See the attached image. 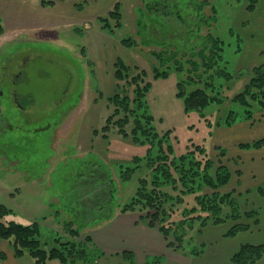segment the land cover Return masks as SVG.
<instances>
[{"label":"rangeland","instance_id":"obj_1","mask_svg":"<svg viewBox=\"0 0 264 264\" xmlns=\"http://www.w3.org/2000/svg\"><path fill=\"white\" fill-rule=\"evenodd\" d=\"M50 1L53 3L45 5L41 0H0L4 25V33L0 34V204L11 209L3 221L37 224V238L46 250L75 239L66 227L71 222L82 245L87 244L95 253L87 257L89 261L93 257L95 264H141L128 249L106 254L93 238L96 228L109 223L117 212L133 213L137 225L155 229L167 247L190 254L193 249H202L206 251L204 259L211 261V247L235 249L245 242L264 243V181H259L253 170L248 171L250 162L256 168L261 166L254 156L261 154L264 146L243 147L264 139V110L255 106L252 119L240 117L231 125L221 121L210 127L197 112L185 111L183 99L176 96L175 72L167 78L152 79V68L157 63L153 51L180 48L181 53L189 52L199 36L208 31L207 24L196 26V17H191L196 10L189 11L187 0H179L181 18L168 10L171 13L162 19L146 10L142 0ZM117 1L122 5V25L113 26V30L102 28L98 16L106 14ZM171 1L178 4L177 0ZM191 1L194 4L198 0ZM208 1L217 10L215 26H211L224 41L228 69L241 73L264 65V0ZM211 10L207 5L202 12L209 17ZM186 17L194 21L198 37L187 34ZM130 35L136 37V46L121 43ZM118 56L146 70L147 81L152 79L147 95L150 111L160 134L171 131L176 152L200 143L215 162L227 165L231 178L218 191L231 194L240 218L232 215L227 199L220 223L208 220L201 227V221L196 220L189 227L187 220V234L179 249L174 236L166 238L160 231V222L150 224L146 209L121 211V204L132 199L139 178L148 177L150 168L143 159L132 178L120 179L119 163H129L135 155L146 154V146L135 143L131 136H123L114 124L122 114L113 118L108 136L103 137L102 129L115 108L108 97L118 90L133 95V86H127L125 81H120L123 87L117 89L113 63ZM247 79H237L231 89L224 91L228 100ZM216 106L212 104L207 110L214 123L227 112L228 103L219 112ZM243 124L251 129L239 130ZM126 128L130 132L131 125ZM247 151L256 154L246 160ZM166 190L172 195L178 192L170 187ZM202 192L214 190L206 187ZM194 197L186 195L183 203L173 206V221L185 218L182 210L197 204ZM253 210H257V224L245 214ZM234 220L249 223L250 229L226 236ZM13 242L0 238V264H5L3 260L6 264H20L17 261L23 257L37 264L28 251L17 255ZM162 260V255H153L146 258L145 264H159ZM45 264L63 263L55 258Z\"/></svg>","mask_w":264,"mask_h":264},{"label":"trees","instance_id":"obj_2","mask_svg":"<svg viewBox=\"0 0 264 264\" xmlns=\"http://www.w3.org/2000/svg\"><path fill=\"white\" fill-rule=\"evenodd\" d=\"M41 2L45 5L53 3L50 0H41ZM142 2L146 10L162 19H165V16L171 12H174L179 18L183 13L179 10V0L176 1L178 4H174L171 0H142ZM192 2L191 0L186 2L189 11L196 10V16L192 15L191 17H196V26L199 28L203 24H207L208 31L199 36L198 42L189 48V52L181 53L180 48L170 51H153L151 54L157 63L152 68V79L167 78L171 72H175L178 75L176 96L183 99L185 111L188 113L197 112L200 119L205 120L210 127L221 121L226 125H231L240 117L246 118V120L252 119L255 106L264 110V65H255L241 73L231 72L224 57V41L212 31L211 25L217 17L216 7L208 0H198L197 3H194L195 5ZM207 5L212 8V14L209 17L202 12ZM98 18L102 28L113 30V26L122 25L121 3L117 1L106 14L100 15ZM186 18L184 19L186 20ZM187 19V34H194L198 37L194 21L192 18ZM2 33H4V25L0 16V34ZM121 43L132 47L136 46L137 39L130 35L123 38ZM162 43L168 42L163 41ZM113 66L117 89H122L123 86L119 82L125 81L127 86H133V95L131 96L127 92L121 94L118 90L108 97V101L115 108L102 129L103 137L108 136L106 132L113 118L122 114L114 124L123 136H131L135 143L146 146V154L144 156L135 155L129 163H119L120 179L132 178L133 174L142 166L143 159L150 168V175L139 178V186L135 195L130 201L121 204V211L146 209L151 217V225L153 222H160V231L163 235L166 238L172 235L177 239L179 245L176 248L182 247L184 243L185 234H187L185 232L187 220L190 221L189 227L196 220L201 221V227L208 220L212 223H220L223 218L224 203L227 199L230 200V206L233 209L232 213L234 214L232 215L235 218H240V213H236L238 206L231 194L218 191L231 178V172L227 165L215 162L209 156L205 145L200 143L191 144L184 152H176L175 145L170 138L171 131L168 130L160 134L156 129L155 117L150 111L147 98L153 84L152 79L147 81V71L140 69L138 65L128 64L120 56L115 59ZM133 69L137 71V74L132 75ZM243 76L248 77L245 84L228 100L224 91L231 89V84ZM225 103H228L227 112L221 118H216L215 123L212 122L208 116V107L212 104L217 105L216 109L219 112ZM128 125H131L130 132L126 128ZM250 146L262 147L264 139L257 140L253 144L243 145V147ZM168 187L178 191L177 194H170L166 190ZM206 187L213 189L214 192H202ZM186 195H195L197 204L182 210L184 219L173 221L172 216L176 208L173 206L183 203ZM10 212L11 209L0 204V238L12 239L17 255L28 251L31 256L36 258L37 264H45L47 260L55 258L63 264H77L78 260L85 261L86 264H95L93 257L91 261L87 260L90 252L91 256H94L95 253L90 251L87 244H85L86 246L82 245L78 238L79 232L72 227L71 222H67L66 227L75 239L61 242L62 247L57 246L46 250L37 238L38 225L35 223L24 225L14 220L3 221ZM256 212L257 210H253L245 214L247 217L254 218L257 216ZM237 221L228 228L225 235H234L241 230L250 229L249 223L243 224ZM252 222L257 224L258 218H254ZM86 240H89V237ZM169 245L172 244L169 242ZM202 251V249H193L191 253L200 254ZM262 258H264V243L245 242L240 244L231 260L234 264H255Z\"/></svg>","mask_w":264,"mask_h":264},{"label":"crops","instance_id":"obj_3","mask_svg":"<svg viewBox=\"0 0 264 264\" xmlns=\"http://www.w3.org/2000/svg\"><path fill=\"white\" fill-rule=\"evenodd\" d=\"M249 127L250 126L243 124L241 127L239 126V130L241 129V131H247L251 129ZM263 132L262 134H264ZM247 152L248 153L245 157L246 160H249L250 156L256 154L255 151L254 153L252 152V155H250V151ZM263 153L264 151L261 154L254 156L258 158V162L261 164L260 167L256 168L251 162L248 167V171L253 170L256 172L255 176L257 175L256 178H258L259 181H264V163H262L264 162ZM251 159L253 160V157H251ZM116 214L117 215L111 218L109 223L101 226L100 228H96L93 232L95 242L106 254L117 252L121 253L122 251L128 249L135 253L141 264H145L146 258L153 255L163 256L164 260H162L159 264H234L231 257L240 245L235 249H213L211 247L209 249L213 251V260L211 261L210 258L204 259L206 251H202L200 254H190L189 252L175 251V249L167 247L163 237L160 233H157L155 229L153 230L152 228L142 227L140 224L137 225L138 223L135 221L136 219L133 213L129 215L117 212ZM11 260L9 262H11ZM5 261L6 260H3L2 262L6 264ZM17 262L20 264H34L31 259L26 257L20 258ZM255 264H264V258Z\"/></svg>","mask_w":264,"mask_h":264}]
</instances>
